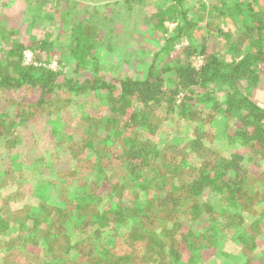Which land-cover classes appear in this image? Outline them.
Here are the masks:
<instances>
[{
    "label": "trees",
    "instance_id": "obj_1",
    "mask_svg": "<svg viewBox=\"0 0 264 264\" xmlns=\"http://www.w3.org/2000/svg\"><path fill=\"white\" fill-rule=\"evenodd\" d=\"M188 1L155 0L143 15L158 47L146 63L131 47L121 61L124 32L111 17L69 21L57 11L70 37L52 67L31 41L5 39L0 12V264L264 257V104L254 97L264 83V0ZM216 12L238 31L213 23ZM39 46L53 56L49 43ZM31 90L32 103L18 98ZM39 136L57 140L38 157ZM19 145L39 171L27 196L11 179Z\"/></svg>",
    "mask_w": 264,
    "mask_h": 264
},
{
    "label": "rangeland",
    "instance_id": "obj_2",
    "mask_svg": "<svg viewBox=\"0 0 264 264\" xmlns=\"http://www.w3.org/2000/svg\"><path fill=\"white\" fill-rule=\"evenodd\" d=\"M195 1L196 0H189L188 5L194 4ZM126 2L127 0H0V12L1 14L6 15V20H8V22L10 21V26H6L5 28V39H15L17 42L23 44L30 43L31 41V43L35 45L34 50H40V53H38L40 54L42 60H50V66L56 68L58 58L60 57L59 53L66 40L70 37V25L64 24L62 28L61 24V28L59 27L60 23L58 22V17L56 19L55 16L57 11H61L60 13L66 12L68 16H64V19L69 21H93V19L96 18L101 21H105L111 17L112 22L114 24H118L115 32L117 34L124 32L122 41L118 42L119 47L122 46V52L118 54L121 61L126 59L125 49L131 47L132 50L139 52V54L143 57L142 60H145L146 63L150 60L149 55L152 54L158 47L154 44V42H152V40H156L155 36H152L153 33H151L149 29L143 31L144 25H142V17L145 14L149 15L153 12L152 7H154L155 0H136L132 6H129ZM203 2L208 4L209 7L211 4L219 5L220 3L218 0H203L201 3ZM185 4L186 3H184V5ZM129 14L132 16V21L129 20L131 24L126 23L123 28V21L127 20ZM214 17H218L215 19L213 18V23L219 25L220 29L226 32L230 31L231 34H235L238 31L235 20L234 22L226 20L223 13L218 14V12L214 13ZM4 23V20H0V25H4ZM133 31L137 33L136 38V33H132ZM140 31L142 32L141 35L139 34ZM128 39H130V42L125 44ZM40 41L50 44L53 56L49 55L51 54L49 47H46L45 49L40 48ZM25 53H30L32 59L33 53L31 51L27 50ZM135 56L138 58V55L135 54L134 57ZM26 60H24L25 63ZM122 68L123 71H128L129 74L132 75L135 72L136 66L123 64V67H119L117 64L113 67V70L121 71ZM142 69L143 68H140L137 71ZM71 70L72 66H68V73L70 72L69 75L73 74ZM144 71L145 70L143 69L142 73ZM89 76V73L82 72L77 75V78L84 79ZM35 95V90H31L27 95L21 92L18 93V98L24 103H32L36 100L37 96L35 97ZM216 95L218 97L221 96V94L218 93ZM254 97L256 101L264 104V83L260 88H258V92L254 94ZM29 127L32 130L33 128L41 130L43 129V124H30ZM25 130L28 131L24 125H21L19 130H16V132L22 134L25 133ZM38 138L40 139L37 144V150L32 152V155L38 154L39 157L42 153H51L54 150L53 148H55L57 138L54 140L48 138L49 140L47 141H45L42 136H39ZM15 148L17 150L14 152V157L11 160L15 161L17 168L12 169L13 174L11 179L19 184V191H22V193L27 196L31 192V183H34L39 176V171H35V167H33L35 163L34 160H32L34 163L32 162L31 164H27V159L25 160L26 155H22L23 152H21L22 147L20 145ZM62 159L63 156L60 155L59 160L62 161ZM262 167L264 168V165ZM2 180L3 177H0V184ZM11 187L12 185H10L7 190ZM203 221L204 220H200L201 224H203ZM229 241H224L223 238L221 239L223 250H231L230 247L232 244ZM258 258L259 259H254L255 261H253V263L260 264V261L264 259L263 256ZM201 264H222V261L218 260L217 257L215 258L208 254H204L202 255Z\"/></svg>",
    "mask_w": 264,
    "mask_h": 264
},
{
    "label": "built area",
    "instance_id": "obj_3",
    "mask_svg": "<svg viewBox=\"0 0 264 264\" xmlns=\"http://www.w3.org/2000/svg\"><path fill=\"white\" fill-rule=\"evenodd\" d=\"M166 26L169 28V30H172L174 28L175 24H173V23H167ZM25 56L27 58V60L25 58L26 64H28L31 61V54L30 53H26ZM192 63H193L194 66H200V64L202 63V60H201L200 57H194L192 59Z\"/></svg>",
    "mask_w": 264,
    "mask_h": 264
}]
</instances>
